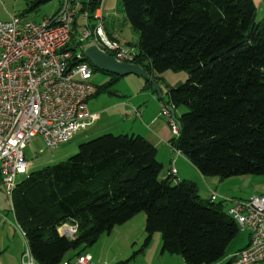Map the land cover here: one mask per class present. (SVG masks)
Listing matches in <instances>:
<instances>
[{
	"label": "trees",
	"instance_id": "obj_1",
	"mask_svg": "<svg viewBox=\"0 0 264 264\" xmlns=\"http://www.w3.org/2000/svg\"><path fill=\"white\" fill-rule=\"evenodd\" d=\"M119 1L139 33L135 63L154 78L188 74L169 91L167 104L186 108L176 116L180 136L172 145L205 177L264 175V19L256 22L254 0ZM98 7L87 0L81 11L94 20ZM82 32L77 20L69 49ZM105 75L97 95L121 79ZM163 168L146 138L106 134L81 144L67 163L30 173L13 203L36 264L72 260L140 213L146 246L159 233L163 254L221 264L240 235L238 223L223 202L203 200L196 183L162 179ZM65 225L76 226L77 235L62 234ZM71 251L78 254L67 258Z\"/></svg>",
	"mask_w": 264,
	"mask_h": 264
},
{
	"label": "built area",
	"instance_id": "obj_2",
	"mask_svg": "<svg viewBox=\"0 0 264 264\" xmlns=\"http://www.w3.org/2000/svg\"><path fill=\"white\" fill-rule=\"evenodd\" d=\"M89 1L99 3L97 11L104 8L105 0ZM97 11L92 20L89 9L81 11L65 0L57 13L41 21L23 20L17 15L0 21V182L12 202L13 212L18 177L30 174L24 151L33 140L39 138L48 149H54L71 141L99 118L88 111V102L99 89L92 83V67L82 61L86 60V48L97 45L120 62L136 64L137 48L112 39L104 17L97 16ZM79 17L83 32L76 47L69 49ZM169 107L163 104L160 115L167 118L173 138H178L180 127ZM170 146L176 155L183 156L172 143ZM177 174L173 161L170 176L175 178ZM210 198L213 202L228 201L215 192H211ZM233 202L230 216L238 223L240 232L250 234L248 247L232 256L235 264L264 262V195ZM61 232L74 237L78 230L65 225ZM21 264H36L29 247ZM62 264L96 262L90 254L82 253Z\"/></svg>",
	"mask_w": 264,
	"mask_h": 264
},
{
	"label": "crops",
	"instance_id": "obj_3",
	"mask_svg": "<svg viewBox=\"0 0 264 264\" xmlns=\"http://www.w3.org/2000/svg\"><path fill=\"white\" fill-rule=\"evenodd\" d=\"M47 1L48 0H0V21H8L12 15H17L23 20L41 21L44 18L57 13L63 3L60 1L55 10L48 16H44L42 18H32L31 14L40 11L42 4ZM70 1L73 6H78L81 10L83 3L87 0ZM254 2L257 6V10L264 7V0H254ZM105 4L102 10L97 11V16L102 15L104 17L106 31L112 35L113 38L118 39L108 27L109 16L105 14ZM78 24L81 26V30L83 31L82 18L78 20ZM167 75L170 74L165 73L163 75L155 76L159 82L163 97H160L156 90L153 87L151 88L144 79L131 75L133 78L130 80L129 84H127V87L128 89L133 87V89L128 92L127 95L123 93L120 94V92L116 90L115 92L118 94L116 98L117 100L112 106L99 108V99L96 97L100 94L92 98L88 102V111L91 114H98L99 118L91 126L82 131L80 134L81 141H90L110 133L114 135H140L146 138L158 149V160L164 167L161 175L162 179L171 178L170 169L172 162L174 161V165L178 172L177 177L172 178L175 184L182 181H192L196 183L199 195L205 201L211 199V192H215L219 197L228 200L217 201L218 203L223 202V207L226 211H229L234 205L233 200H248L252 196H258L249 190L251 187L248 188L250 184H253L255 178H252L251 176L249 177L248 175L228 179H222L220 177L216 178L217 176L205 177L184 155L178 156L172 151L170 144L173 140V136L171 134L167 118L160 116V112L162 105L167 104L169 101L170 89L176 87L180 83H183L184 80H186L185 78H188V76H184L185 74H178L180 77V79H178L179 81L173 82L168 81ZM108 116L111 125L108 124V126L103 127V125L107 124L104 123V119ZM113 126H118V129H115ZM113 130L115 131L113 132ZM0 193H4L1 182ZM225 202H228L227 208H225ZM17 224L20 226L17 220L16 211L13 212L12 219L8 214H4L0 211V264L22 263L23 251L20 238L14 232V229L20 231ZM240 233L246 234L247 240L244 245L236 247L234 251L231 252L230 257L247 248L250 243L249 232ZM25 240L27 241L26 238ZM162 245L163 242L161 240L160 249ZM161 255L163 257H167L166 255L168 254H163L161 250ZM177 259L179 264H186L183 258L179 257Z\"/></svg>",
	"mask_w": 264,
	"mask_h": 264
},
{
	"label": "rangeland",
	"instance_id": "obj_4",
	"mask_svg": "<svg viewBox=\"0 0 264 264\" xmlns=\"http://www.w3.org/2000/svg\"><path fill=\"white\" fill-rule=\"evenodd\" d=\"M60 1L64 2L65 0H48L47 2L42 4L41 10L31 14V17L42 18L44 16L50 15L58 6ZM104 11L105 14L109 16L108 27L110 31H112L126 47L138 48L139 33L136 32L128 23L120 1L106 0ZM80 18L81 17H79L78 20H80ZM263 19L264 7L257 10L256 22L260 23ZM167 74H170L167 75L168 81L173 82L179 81L178 79H180V77L178 74H185L184 76H188L186 72L169 71L167 72ZM132 78V76L121 78L116 85L112 86L109 92L100 93V95L96 97L97 99H99V108L110 107L116 102V98L118 95L115 92L116 90H118L120 94L123 93L127 95V93L133 89V87L130 89H128L127 87V84H129ZM185 79L187 80L188 78ZM186 80H184V82ZM108 81L109 77L102 72H95L92 78V83L98 87L104 86L108 83ZM185 111V107L178 108L176 110V116L180 117ZM160 116L164 117L163 115ZM104 123L107 124L103 125V127L108 126V124L111 125L109 116L104 119ZM113 127H115V129H118V126ZM114 131L115 130H113V132ZM81 133L82 131L79 132L71 141L62 144L54 149H48L41 139H34L33 142L24 151L25 157L30 164L29 173L36 172L46 167L54 166L60 163H67L71 157L78 153L80 145L89 141H81ZM248 176L255 178L253 184H250L248 186V188L251 187L249 188V190L257 194L258 196L264 195V175ZM26 179L27 175H20L18 177V184L25 181ZM224 205L225 208H227L228 202H225ZM0 211L4 214H8L11 219L13 218L12 202L5 193H0ZM146 223L147 217L145 213H140L124 225L115 227L112 232L104 233L96 243H94L90 247H84L80 249V252L83 251L90 254L96 264H179L177 258H182L181 256L178 257V255H166L167 257H163L161 255V234H154L152 236L151 242L148 244V246H146V241L148 238V235L146 233ZM14 232L20 238L21 247L24 254L28 250L27 241L20 233V231L14 229ZM246 240L247 235L244 233H240L238 238L231 244L227 253V258L223 260L221 264H235L234 258H230L231 252L234 251L236 247L244 245ZM77 254L78 251H71L67 254V258H71ZM255 264H264V262Z\"/></svg>",
	"mask_w": 264,
	"mask_h": 264
},
{
	"label": "water",
	"instance_id": "obj_5",
	"mask_svg": "<svg viewBox=\"0 0 264 264\" xmlns=\"http://www.w3.org/2000/svg\"><path fill=\"white\" fill-rule=\"evenodd\" d=\"M84 56L99 72L118 76L120 78L128 77L131 75L140 77L146 82L151 83L157 94L160 97H163L157 79L151 76L142 66L138 64L120 62L115 57L107 54L105 51L100 49L97 45H92L86 48V50L84 51ZM169 110L173 118L176 119L179 127H181V122L176 118L175 109L171 106L169 107Z\"/></svg>",
	"mask_w": 264,
	"mask_h": 264
}]
</instances>
